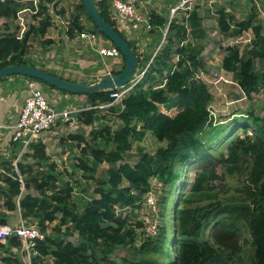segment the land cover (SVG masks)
Instances as JSON below:
<instances>
[{
    "label": "trees",
    "instance_id": "obj_1",
    "mask_svg": "<svg viewBox=\"0 0 264 264\" xmlns=\"http://www.w3.org/2000/svg\"><path fill=\"white\" fill-rule=\"evenodd\" d=\"M96 3L106 21L123 35L112 14L110 0ZM229 4L232 8L236 6L233 0ZM23 6L16 0H0V19L16 17ZM76 9L67 31L69 38L89 30L81 21V12H86L82 0ZM248 9L247 16L238 19L232 9L228 11V6L224 5L219 7L216 16L218 30L224 37L253 32V38L243 50L239 45L226 46L222 59V68L233 73L235 86L251 97L259 92L264 95V70H257V61L264 64V25L259 21L257 5L254 3ZM44 12L45 8L39 13L42 15L39 25H32L22 38L18 37V26L13 32L5 25L4 33H0V68L28 64L26 57L33 36L45 38L46 47L54 42L46 38L53 25V16ZM151 24L165 27L168 22L152 9ZM90 30L103 34L95 24ZM188 30L197 42L181 46ZM206 33L202 14L196 8L188 17L172 19L166 42L144 77L123 99V107L105 108L108 115H101L118 118L121 126L114 129L107 123L92 128L89 135L70 133L61 137L60 142L64 144L69 140L78 142L77 167L84 178L96 182L97 196L87 201L83 211L73 201L74 182L66 181L61 185L60 167L52 161L44 141L33 143L17 165L14 160L21 151L18 143L12 142V148L19 149H12L11 158L0 157V169L4 170L0 171V197L6 210L20 209L22 218L37 222L43 232L50 228L51 232L61 233L66 225L67 234L77 233L80 237L77 241L66 240L48 232L46 239L38 243L41 256L34 259L33 264H42L47 257L53 264H168L159 234L147 235L141 217L135 223L131 220L132 215L138 216L152 191V178H158L165 187L178 188L170 263L232 264L240 261L243 264L244 246L251 244L249 264H264V116L254 109H239L230 113L226 122L218 124L215 121L214 95L207 83L197 77L200 69L210 70L203 55L208 45ZM127 41L140 65L136 46ZM124 66L113 72L120 73ZM85 96L91 106L111 101L110 91ZM105 109L83 110L77 114L78 120L93 126L98 112ZM227 128H230L229 133H226ZM240 128L243 133L237 134ZM149 133L167 144L154 154L139 147L138 159L134 163L128 161L134 144L143 142ZM230 136L234 139L225 150ZM101 141L105 147L100 145ZM208 150L218 156L196 172L190 192L185 193L189 183L187 169L195 159L207 158L211 154ZM103 163L108 164L106 177L96 178ZM35 167L42 169L33 175ZM227 176L242 179L243 186L238 193H228ZM223 185L225 190L221 188ZM0 224L14 222L9 223L7 213H0ZM138 231H145L147 235L139 246L136 244ZM9 244L20 246L21 241L12 237ZM3 247L5 245L0 242V253ZM127 247L133 249L134 255L121 258V263L114 256L120 248ZM1 261L2 264H24L8 255L2 256Z\"/></svg>",
    "mask_w": 264,
    "mask_h": 264
},
{
    "label": "rangeland",
    "instance_id": "obj_2",
    "mask_svg": "<svg viewBox=\"0 0 264 264\" xmlns=\"http://www.w3.org/2000/svg\"><path fill=\"white\" fill-rule=\"evenodd\" d=\"M99 0H96V2ZM180 0H151L150 3L148 4L149 8L153 7L157 9L156 11L160 13L164 18L167 20V22L170 21V8L172 6H175ZM247 1V6L251 7L254 3L258 7V15H259V21L264 25V0H245ZM81 0H57L56 4L58 7H61V12L58 10V13L61 15V19H63L64 22L68 21L69 23L72 21L73 16L76 14L77 9L76 7L80 5ZM219 4V3H218ZM217 2L213 3L212 10L215 11L214 13H217L216 9L218 7ZM241 4L237 6V18L242 19L247 16L249 9L248 7ZM65 6V7H64ZM48 13H55L53 11H47ZM82 14L86 17L87 21L93 25L94 28V23L93 21L88 17L86 12H82ZM178 15H176L177 17ZM210 21L207 22V28H208V37L209 39L207 40V47L203 55L207 58V63L209 64L208 67L210 68L209 72L205 73V76L203 80L207 83L209 90L211 93L214 95V102H213V112L215 113V121L219 124L222 122H226V118H229L230 113L233 111H238L239 109L241 110H250L254 109L255 112L261 116H264V95L263 92L259 93H253L251 97H247L237 86H235V79L233 76V73L226 72L222 68V59L224 55L226 54L225 52V47L230 45L232 39H229V37H223V34L220 33L218 30L217 26V16H215L212 12L211 14L208 15L207 17ZM29 21L35 20L36 24H38L37 20L35 17H29ZM9 21V20H8ZM6 21L5 24L0 23V33H4V28L6 26H9L10 28L13 27L10 25L11 22ZM16 23V22H15ZM59 23V24H58ZM6 25V26H3ZM64 25V27H63ZM65 23L61 22H54L53 26L54 28L52 29V33H56L55 36L56 38H59L61 36V31L65 29ZM70 26V24H69ZM138 30V29H137ZM147 31V36L140 35V38L142 39V43H146L149 41V38H151L150 44L148 47L144 49V53L140 54V65H138V71H140L142 68L145 67L146 63H148L149 59L151 58V55L153 54L154 51H156V48L159 47L163 40V35L164 31L162 29H159L157 27H153L152 30H149L145 28ZM66 32V31H65ZM52 34V35H53ZM105 38H107L104 35ZM145 37V38H143ZM248 37H253V32L249 31V34H244L243 39L248 38ZM44 39L42 37H37L33 36L31 39V48L30 51L28 50L27 52V57L26 61L28 64L34 65V66H42L43 65V58H45V52H47L50 48L46 47L44 44ZM131 42V41H130ZM166 42V41H165ZM164 42V43H165ZM197 40L192 37V40L187 43L186 45L192 43H196ZM164 43L162 45H164ZM246 42H242L240 44L241 49L243 50L246 45H244ZM132 45L136 46L133 42H131ZM58 50V48H56ZM62 49V48H61ZM210 56V58H209ZM121 59V67L125 65V62H123V56H120ZM177 57H175V60ZM120 64V63H119ZM222 68V69H221ZM262 69V70H261ZM257 70H264V64L257 61ZM219 72V76H223L224 79H229L230 81H233V83H226L224 82L225 80H221L220 82H217L215 80L214 82V73ZM12 78V80H11ZM35 80L38 82L39 85L42 87V91L45 93L47 99L51 101L53 104L57 103L54 100H56L54 96V92L60 91L61 94L65 93L64 90L53 87L51 85H48L45 82H42L36 78H32L27 75L23 74H14L10 75L4 79L0 80V87L1 90L3 91L0 93V98L2 97H9L10 98V103L9 106L7 107V110L5 112V116L2 115L0 116V119L4 121L3 128L2 130V135H1V141H4L3 138L5 137L6 140L10 139V134L12 131V127L18 117V111H19V106L21 103H23L25 97L28 95L29 90L31 89L30 87V81ZM72 95H76L74 93H70ZM75 99L73 96L69 98L68 100L63 98V100H60L58 104H55V108L57 111L66 109V108H71V106L67 107L69 104H74ZM88 102H85L84 104H77L76 108L81 109L83 106H87ZM99 115L96 116L95 123L93 124L92 128H97L101 127L108 122L111 123L112 127L114 129L119 128L121 124L120 121L116 118H103L101 116V112H98ZM112 116V115H109ZM89 126H85L82 122L77 124L76 127L71 128V127H66L63 128L61 125V122H57V124H54L53 127L50 129L54 131H59L58 135H55V139H58L55 145V147L52 146L51 143L47 144V151L48 153H53V150L59 149V153L57 156L59 159H56L53 156H51L52 161H55L58 163L61 171L59 175V180L61 185L64 184L66 181L74 182L75 186V192L73 195V201L76 202V205L78 206V209L80 211H83V208L85 207L87 201L91 200L92 198L96 197L97 194L95 193V187H96V182L95 179L89 180L84 178V175L82 171L77 167V155L79 154V145L77 141H71V142H66L61 143V137H66V135L70 133H86L88 132ZM230 128L226 129V133H229ZM243 133V128H240V130L237 132V134H242ZM234 137L230 136L227 144H225V150L226 147L233 141ZM167 143L160 142L158 141L151 133H149L146 137V139L143 142H137L134 144L132 152L127 156L128 161L134 163L138 159V154L137 150L139 147L144 148V150L150 154H154L157 149L162 146L166 145ZM100 145L105 147V144L100 142ZM12 142L10 140L7 141V145L3 146V149L0 150V157H5V158H11L13 156L12 149ZM111 146L107 147L110 148ZM16 151H18L19 147L15 148ZM14 149V151H15ZM223 149V148H222ZM71 151V152H70ZM66 154V157L63 156L64 153ZM209 153L210 150H208ZM61 155V158L60 156ZM218 154H210L207 158H199L195 159L194 162L190 164V167L187 169L188 171V180L189 183L186 186L185 193L190 192V186L191 183L194 180L195 174L197 171L201 170L205 166H208L211 162L215 161L216 157ZM63 158V159H62ZM34 162V160H33ZM108 167L107 163H103L100 167L98 172L96 173V178H105V171ZM42 169V168H41ZM39 167H35L34 174L36 175L38 173V170H41ZM1 172H4V170L0 169ZM219 172H221V168H219ZM184 172H182L183 174ZM218 182V181H217ZM226 182L229 185V194H236L238 193V189L242 188L243 183L242 179L239 176H227ZM152 183V191L151 193L156 196V206H151V202H147V197L145 199L144 206L140 212H138V216L132 215L131 220L133 223L140 217L141 219L145 222V224L149 227H152V225L156 226V232L164 246V257L167 261L168 264L172 261V254H171V242L173 238V231H174V218H173V213H174V207L176 204V198H177V193H178V188L177 186H172V187H165L162 182L158 178H152L151 179ZM222 190L225 188L223 185ZM225 190V189H224ZM31 191H34L33 189ZM3 200L0 197V201ZM0 213H7L10 217H13V222L18 224L21 220V217L19 216V210L17 211H10V213L7 212L4 204L2 201L0 202ZM140 219V220H141ZM27 224H33L29 220H26ZM71 225V224H69ZM49 234L55 237H62L66 240H73L77 241L80 239L77 233L75 234H67L66 231V225L63 226V230L61 233L57 232H51V229L49 228ZM140 234L136 238V244L139 246L141 242L143 241L144 237H146V232L138 231ZM247 243L249 242V237L246 236ZM244 257L242 260L243 264H249L251 262V255H252V245L247 244L244 246ZM9 251L1 252L0 253V263L2 264L1 257L2 256H7L6 254ZM254 253V252H253ZM17 255V254H16ZM134 255L133 249L127 248H120L119 251L115 254V258L122 263L121 258H132ZM43 263L45 264H53V260L51 258H44ZM42 263V264H43ZM212 264V263H211ZM213 264H218V262H214ZM232 264H240V261H237Z\"/></svg>",
    "mask_w": 264,
    "mask_h": 264
},
{
    "label": "built area",
    "instance_id": "obj_3",
    "mask_svg": "<svg viewBox=\"0 0 264 264\" xmlns=\"http://www.w3.org/2000/svg\"><path fill=\"white\" fill-rule=\"evenodd\" d=\"M16 1L23 4V8L17 12L16 17L12 19L1 18L0 23L5 24V22L9 20L11 22L10 25L12 27L14 24V27L9 30L13 32L18 26L19 28L16 31L19 38H22L24 36V33L29 31L32 25H39V20L42 17V15H39V13L43 10V8H48V11L53 12L58 10L56 5L57 0ZM194 1L197 0H180L177 5L170 9V21L165 27H160L164 31L163 40L154 52L153 56L151 57V60L144 69H141L140 71H138L137 69L136 74L130 79L129 83L116 89L110 90L111 101L108 103H102L96 106L88 105L87 107H82L81 109H77L76 107L71 106V108H66L57 111L55 108V104L58 103L53 104L47 99L45 93L42 91V87L38 84L37 81H30L29 84L31 89L29 90L28 95L25 97L22 103L15 124L11 126L12 131L9 140L11 142H15L21 145V151L19 152L17 158L14 160L15 164L17 165L18 160L22 157L24 153H26L30 149V146L33 143L38 142L39 140L43 141L46 133L50 131L53 125L57 124V122H61L62 127L66 128L68 126L75 125L78 122L77 114L83 110L91 108L105 109L111 106H118L122 108L123 99L128 93H130L135 88L139 81L144 77L150 63L152 62L158 51L161 49L162 44L166 41L172 19L176 18V15H178L179 12H184L188 17L193 10L191 4ZM211 1L217 2L219 0ZM139 2L141 5L138 4V0H110V7L114 19L117 22H122L124 25L123 27L129 32H132L129 26H133L136 28L139 26H145L149 30H152L154 27L151 24V9H149L147 6L142 5V3L144 2L143 0ZM44 5L48 7H45ZM54 15L55 20H61V23L66 24L65 27L68 31L70 23L68 21L64 22L63 19L60 18V14H56L55 12ZM29 17H35L36 19H38V24H36L35 20L29 21ZM52 27L54 26L52 25ZM244 34H249V31ZM243 35L233 37L230 45H239L240 47V44L242 42H246L244 45L250 43L253 37L243 39ZM80 37L93 41L98 38V33L97 31L86 30L80 34ZM191 40L192 37L190 35V30H188L187 36L181 43V46L186 45ZM98 52L102 57L106 58H117L121 56L120 49L117 48L115 45L100 46L98 48ZM108 71L113 72L111 68H109ZM205 73L206 72L204 70L200 69V71L197 73V77L203 80ZM213 77L214 82L215 80H217V82L225 80L224 82L226 83H233V81H230L229 79H224L223 76H219L218 71L214 73ZM213 114L215 113L213 112ZM3 127V125H0V139L2 135L1 129ZM56 132L59 133V131ZM15 170H18L17 167H15ZM156 200V196L151 192L147 195V202H151V206H156ZM19 216L21 217V220L18 224H0V242L5 245V247L1 249V252L9 251L6 255L18 258L24 264H33V260L41 256L40 250L38 248V243L39 241H44L46 239L47 233L49 231H41L37 222H34V225L27 224V222L21 216L20 209ZM145 228L147 229L148 235L157 234L156 226L152 225V227H149L146 225ZM12 237L20 239L21 245L15 246L9 244Z\"/></svg>",
    "mask_w": 264,
    "mask_h": 264
},
{
    "label": "crops",
    "instance_id": "obj_4",
    "mask_svg": "<svg viewBox=\"0 0 264 264\" xmlns=\"http://www.w3.org/2000/svg\"><path fill=\"white\" fill-rule=\"evenodd\" d=\"M139 1H142V0H138V4L141 5ZM143 1L144 2L142 3V5L147 6L149 8L148 4L150 3L151 0H143ZM230 1L231 0H219V1H217V4L218 3L219 4H218L216 11L219 9L220 6L227 5L228 10L230 11L232 9V12L235 13V15L237 17V12L235 11V9L237 10V6H239L241 4H244V5L247 4V1H245V0H233V3L234 2L236 3V6L233 8L230 7V4H229ZM252 1H254V0H252ZM213 3H216V2H213L211 0H197L191 4L192 9L196 8L202 14L203 26L205 27L206 32L208 31L207 22L210 21L207 18L208 15L211 14V12H212L216 16V13H214L215 11L212 10ZM45 7H48V6H45ZM61 7H63V6H60V7L57 6V9L61 11V9H60ZM172 7H174V6H172ZM47 9H46V12H44V14L47 13V11H48ZM149 9L157 10L153 7L149 8ZM58 10L55 11L56 14H59ZM50 14L53 16V23L54 22H61V20H55L54 19V16H55L54 13L50 12ZM183 16H186V14L184 12H179L177 17L180 19ZM81 21L87 29H89V30L93 29V25H91L87 21L86 17L82 14V12H81ZM117 25H118L119 30L127 38V40L133 42L136 45L138 53L143 54L144 49L146 47H148V45L150 44V41H151V38H149V41L143 44L142 39L140 38V40H139L140 35L147 36V31L145 30L146 27L145 26H139L136 28L133 26H129L132 30V32H129L123 27L124 25L122 22H117ZM63 27H64V25H63ZM53 28L54 27H52V26L49 28L48 33L46 35V38H51L54 42L50 46H47L50 49L47 52H45L46 54H45V58H43V61H44L43 65L37 66V67H40V68L58 76V77H61V78H64V79H67L70 81H74V82H95L98 79H100V77L104 73L108 72L109 68H111L112 71L122 69L123 66L121 67L122 61H121L120 57L106 58V57H102L99 54L98 48L100 46H103V45L104 46H112L113 45L111 40L105 38L103 34L97 32L98 38L96 40H93V41L81 38L80 34H77L75 38H69L67 35V29L65 28L61 31V36H59V38H56V36H55L56 33H54V34L52 33ZM157 28L162 29L160 27H157ZM206 34L208 35V33H206ZM191 37H193V36L191 35ZM143 38H145V37H143ZM232 38L233 37H229V39H232ZM208 39H209V37H208ZM56 48H58V50ZM154 52H153V54H154ZM153 54L151 55V57L153 56ZM209 58H210V56H209ZM150 60H151V58L149 59V61ZM123 62H125V61L123 60ZM11 80H12V78H11ZM2 92L3 91L1 90V87H0V93H2ZM53 94L56 98V100H54V101H56L57 103L60 100H63V98L68 100L69 98H71L73 96V98L75 99V103L69 104V105H67V107L68 106L76 107L77 104H81V103L84 104L85 102H88L85 95H79V94L72 95L70 93L61 94L60 91H56ZM10 102L11 101H10L9 97L0 98V116H2V115L5 116V112L7 110V107L9 106ZM88 105H89V103H88ZM21 106H22V103L19 106V110L21 109ZM87 106H83V108H85ZM115 107L118 108V106H115ZM100 112L102 113L101 115H108L107 114L108 109L102 110ZM18 113H19V111H18ZM103 118H105V117H103ZM112 118L114 119L116 117H112ZM116 119H118V118H116ZM79 123H81V121L78 120V122L75 125L68 126V127L74 128ZM3 124H4V121L0 119V125H3ZM109 124H111V123H109ZM119 124H121V122ZM85 126H87V125H85ZM119 126H121V125H119ZM92 127L93 126H89L88 132L85 133L86 135H89V132L92 130ZM58 134L59 133L54 131V130L48 131L45 135L44 140H43L44 143H46V145L48 143H51V144L53 143L52 146H54L56 144V142L58 141V139H55V135H58ZM60 139L61 138H59V140ZM3 140L4 141L0 142V150L3 149L4 145H7V141L9 139L6 140V138L4 137ZM68 142H71V141L69 140ZM56 146L57 145H55V147ZM53 151H54L53 153L50 152L49 154L51 156L56 154V156H53V157L57 161V159H59L57 154L60 151H59V149H56ZM66 154L67 153L65 152L63 154V156L66 157ZM59 156L61 158V155H59ZM7 212L10 213V211H7ZM13 219H14L13 217L9 216V223H13Z\"/></svg>",
    "mask_w": 264,
    "mask_h": 264
},
{
    "label": "water",
    "instance_id": "obj_5",
    "mask_svg": "<svg viewBox=\"0 0 264 264\" xmlns=\"http://www.w3.org/2000/svg\"><path fill=\"white\" fill-rule=\"evenodd\" d=\"M86 13L99 30L120 49L125 58V66L120 73L108 71L95 82H74L58 77L50 72L31 64H12L0 68V80L10 75L23 74L44 81L48 85L74 94H96L110 91L130 82L136 74L139 59L130 43L119 33L113 25L102 16L96 0H82Z\"/></svg>",
    "mask_w": 264,
    "mask_h": 264
}]
</instances>
